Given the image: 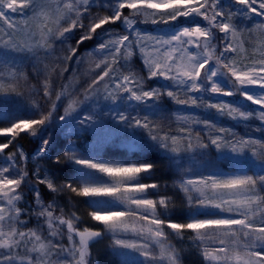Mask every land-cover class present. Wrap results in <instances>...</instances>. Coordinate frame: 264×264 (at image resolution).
<instances>
[{"label":"snow or ice","instance_id":"obj_1","mask_svg":"<svg viewBox=\"0 0 264 264\" xmlns=\"http://www.w3.org/2000/svg\"><path fill=\"white\" fill-rule=\"evenodd\" d=\"M99 244L264 264V0H0V264Z\"/></svg>","mask_w":264,"mask_h":264},{"label":"rangeland","instance_id":"obj_2","mask_svg":"<svg viewBox=\"0 0 264 264\" xmlns=\"http://www.w3.org/2000/svg\"><path fill=\"white\" fill-rule=\"evenodd\" d=\"M81 79H85V77H81ZM241 131H243V129H241ZM80 210L86 215L83 205L80 206ZM94 251L95 260L98 261V264H120V261L111 255L105 244L96 245ZM184 264H199V260L194 255H186L184 257Z\"/></svg>","mask_w":264,"mask_h":264},{"label":"trees","instance_id":"obj_3","mask_svg":"<svg viewBox=\"0 0 264 264\" xmlns=\"http://www.w3.org/2000/svg\"><path fill=\"white\" fill-rule=\"evenodd\" d=\"M66 75H67V74H66ZM19 143H20L21 145H23V147H24V149H25L26 152H31L32 149L36 147V145H35L34 143L29 142L28 139L21 140V141H19ZM146 155H147V154H146ZM44 192L47 193V190L44 189ZM45 198H46V199L48 198L47 195H46Z\"/></svg>","mask_w":264,"mask_h":264}]
</instances>
